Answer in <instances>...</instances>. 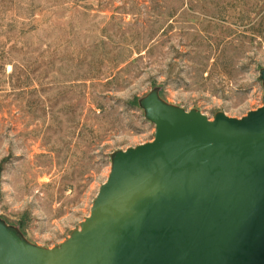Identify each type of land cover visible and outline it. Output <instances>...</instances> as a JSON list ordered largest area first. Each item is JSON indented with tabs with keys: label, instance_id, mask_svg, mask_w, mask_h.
<instances>
[{
	"label": "rangeland",
	"instance_id": "1",
	"mask_svg": "<svg viewBox=\"0 0 264 264\" xmlns=\"http://www.w3.org/2000/svg\"><path fill=\"white\" fill-rule=\"evenodd\" d=\"M262 71L264 0H0V222L60 246L153 140L142 99L240 119Z\"/></svg>",
	"mask_w": 264,
	"mask_h": 264
},
{
	"label": "water",
	"instance_id": "2",
	"mask_svg": "<svg viewBox=\"0 0 264 264\" xmlns=\"http://www.w3.org/2000/svg\"><path fill=\"white\" fill-rule=\"evenodd\" d=\"M141 106L153 140L112 155L79 230L45 249L0 222V264H264V92L240 119Z\"/></svg>",
	"mask_w": 264,
	"mask_h": 264
}]
</instances>
